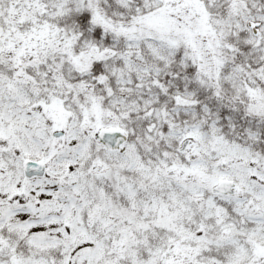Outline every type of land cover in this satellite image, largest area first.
I'll return each mask as SVG.
<instances>
[{
  "label": "snow or ice",
  "instance_id": "6c2138e0",
  "mask_svg": "<svg viewBox=\"0 0 264 264\" xmlns=\"http://www.w3.org/2000/svg\"><path fill=\"white\" fill-rule=\"evenodd\" d=\"M0 264H264V0H0Z\"/></svg>",
  "mask_w": 264,
  "mask_h": 264
}]
</instances>
